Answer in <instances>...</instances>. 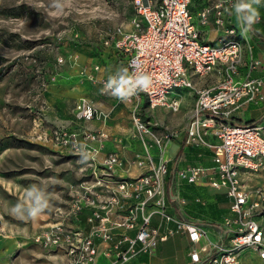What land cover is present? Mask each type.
Here are the masks:
<instances>
[{
    "label": "built area",
    "instance_id": "built-area-1",
    "mask_svg": "<svg viewBox=\"0 0 264 264\" xmlns=\"http://www.w3.org/2000/svg\"><path fill=\"white\" fill-rule=\"evenodd\" d=\"M237 3L238 0H217L195 22L189 10L190 0H131L134 16L130 28L116 26L102 40L103 47L124 59V72L114 74L112 82H101L103 93L114 94L119 88L127 94L120 97L121 102L143 98L150 109L162 107L172 111L178 110L182 91L195 93L186 144L212 148L213 166L180 169L175 179L188 184L204 181L212 189H224L232 216L224 217L220 223L217 242L207 241L201 248L190 251L189 264H240L239 258L246 250L264 260V192L247 185L248 178L264 170V125L228 121L231 111L238 108L242 99L248 102L263 99L262 82L236 79L245 50L241 40L230 37L217 44L206 43L199 29L213 11L214 22L224 34L236 35L234 28L225 27L224 16ZM256 65L250 58L249 69ZM209 76L215 77L213 84L203 88L194 86L195 78ZM74 111L77 120L107 117L86 99H79ZM131 124L130 137L137 139L143 148L135 164L148 166L145 173L135 178L115 177L113 168L119 160L114 154L102 163L96 161L95 155L107 137L105 133L85 134L87 144H80L77 132L59 128L51 133L54 146L81 152L107 173L98 179L96 194L85 198L77 208L79 212L90 210L88 232L70 230L65 235L56 232L48 240L54 245L66 244L71 264H93L97 255L96 240L106 245L107 255L114 253L112 264H123L140 252L150 254L158 243L177 233H185L193 244L207 237L202 227L166 212L165 154L174 133L168 130L156 133L137 110L131 112ZM208 133L217 139V144L212 145L203 138ZM38 139L46 140L47 135L38 133ZM91 142H98V147L90 148ZM151 149L156 152V164ZM154 215L158 216L155 226L151 224ZM114 229L134 230L135 234L133 237L121 234L110 245L115 240ZM122 243L127 244L124 249Z\"/></svg>",
    "mask_w": 264,
    "mask_h": 264
},
{
    "label": "rangeland",
    "instance_id": "rangeland-1",
    "mask_svg": "<svg viewBox=\"0 0 264 264\" xmlns=\"http://www.w3.org/2000/svg\"><path fill=\"white\" fill-rule=\"evenodd\" d=\"M133 16L131 0H0V254L48 263L44 254L57 250L59 264L66 263L64 254L71 264L66 244L48 240L77 230V208L107 173L81 152L51 143L45 101L56 96V87L85 79L104 35L128 27ZM116 69L110 58L103 60V80ZM61 73L64 79L56 81ZM180 96L177 111L146 104L137 111L156 131L178 134L195 103L192 90ZM45 130L47 139H38ZM37 202L46 206L33 218L27 210Z\"/></svg>",
    "mask_w": 264,
    "mask_h": 264
},
{
    "label": "crops",
    "instance_id": "crops-1",
    "mask_svg": "<svg viewBox=\"0 0 264 264\" xmlns=\"http://www.w3.org/2000/svg\"><path fill=\"white\" fill-rule=\"evenodd\" d=\"M216 2L217 0H190L189 10L194 21L198 22L200 13L205 9L212 8ZM240 2L250 3L251 7L258 13L256 22L252 24L248 31H244L241 17L250 13L247 10L243 13H237L236 7L224 16L225 27L234 28L237 31L236 35L228 36L224 34L222 28L218 27L214 22L213 11L208 15L206 24L199 25V29L206 43L217 44L220 40L230 37L242 41L245 50L243 62L239 66V75L236 79L239 81L244 79L260 80L262 82L263 99L257 102H248L246 99H242L238 108L231 111L228 121L236 124L264 125V1L255 3L254 0H238V3ZM125 28L129 29L130 24ZM101 48L98 52L97 62H95L90 71L85 72V79H73L74 82L64 83L59 88H55L57 91L56 96L45 101V120L53 129L62 128L67 132H77L80 144H87L84 140V135L89 132L105 133L107 137L102 140V148L95 155L96 161L102 163L108 155L114 154L119 160V164L113 168L115 177L135 178L145 173L148 166L138 167L135 164L136 158L142 156L143 148L137 139L130 137L132 131L131 112L138 110L139 106L146 103L143 98H137L133 102L125 103L121 102L120 96L115 93L100 94L103 93L101 82L105 81L100 70L103 60L110 58L111 63L117 67L113 75L124 72V59L117 56L112 50L103 47V45ZM250 58L257 62V65L252 69H249L248 66ZM95 66H99L98 70L93 69ZM57 79H64L62 73L57 76L56 81ZM112 80L113 78L107 80V82H112ZM214 82V76L204 79L195 78L194 86L203 88ZM81 98L90 101L94 107L104 112L107 115L106 119L77 120L74 107ZM188 122L189 119L182 132L174 134L166 148L165 159L167 160L168 171L164 181L166 212L182 221L202 227L206 230L207 237L193 244L185 233H177L166 241L158 243L150 254L140 252L136 257L123 264H189L190 251L193 248H201L207 241L217 242L220 223L224 217L232 216L224 189H212L204 181L198 184H188L185 181L177 182L175 179L176 172L180 169L194 166H213L212 148L203 145L186 144ZM155 132L159 133L161 131L155 130ZM43 134H47V131H43ZM203 138L212 145L218 143L217 139L212 137L210 133L203 135ZM88 146L96 148L98 147V142L88 143ZM63 150L69 151L67 148ZM155 153V150L151 149L153 162L156 164L157 157ZM247 181L248 186L259 187L264 192V170L254 174ZM89 213L90 210L88 209L79 212L74 224L76 229L84 234L88 232L90 227L87 222ZM113 218L116 219V216H113ZM157 222L158 216L154 215L151 224L155 226ZM169 226L173 227V224ZM113 233L115 234V240L110 245H113L121 234L133 237L135 231L114 229ZM95 244L97 246V255L93 264H112L115 261L114 253L107 255L106 245L100 243L99 240H96ZM126 245V243H122L121 248L124 249ZM44 256L49 257L48 263L47 261H44V263L42 261H30L31 259L23 261L19 256L0 254V264H59L57 250L44 254ZM63 258H65V264H68L65 254ZM239 263L264 264V260L259 259L253 251L246 250L240 256Z\"/></svg>",
    "mask_w": 264,
    "mask_h": 264
},
{
    "label": "clouds",
    "instance_id": "clouds-1",
    "mask_svg": "<svg viewBox=\"0 0 264 264\" xmlns=\"http://www.w3.org/2000/svg\"><path fill=\"white\" fill-rule=\"evenodd\" d=\"M254 2L259 3V0H254ZM57 6H59V5L57 4ZM235 7H236L237 13H243V12H245V10H247L250 13L248 15H244L241 17L242 24L244 25V31H248L251 28L252 24H254L256 22V19L258 17V13L256 12L255 9H253L251 7L250 3L240 2ZM115 94L119 95L121 98H124L127 95L125 92H123L119 88L116 89ZM37 203H38V206L31 207L27 210L28 215L33 217V218L36 217L40 211H42V208L44 206H46V205H39V202H37ZM21 210H22V205H20V204H17L13 208V212L18 213V214L21 213Z\"/></svg>",
    "mask_w": 264,
    "mask_h": 264
}]
</instances>
